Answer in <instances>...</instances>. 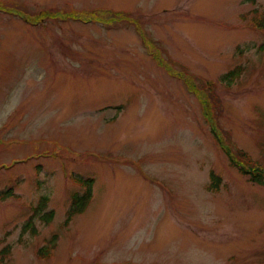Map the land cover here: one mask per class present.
Returning a JSON list of instances; mask_svg holds the SVG:
<instances>
[{"label":"rangeland","instance_id":"1","mask_svg":"<svg viewBox=\"0 0 264 264\" xmlns=\"http://www.w3.org/2000/svg\"><path fill=\"white\" fill-rule=\"evenodd\" d=\"M263 22L264 0H0V264H264V185L182 79L264 166Z\"/></svg>","mask_w":264,"mask_h":264},{"label":"trees","instance_id":"2","mask_svg":"<svg viewBox=\"0 0 264 264\" xmlns=\"http://www.w3.org/2000/svg\"><path fill=\"white\" fill-rule=\"evenodd\" d=\"M89 17H82L83 14L77 15V14H71V18L76 19V20H85V21H95L96 20V15L93 13ZM66 18V17H64ZM264 24V22H263ZM259 27H264L263 25ZM155 59L159 61L161 65H164L162 62V59L155 55L152 54ZM166 67V65H164ZM239 70V69H238ZM238 70H234L232 72H229L226 76L225 79L227 82H232L235 78V76L238 73ZM170 71V70H169ZM182 78V77H181ZM184 79L185 84L191 88V91L195 93L201 100V103L204 107V116L208 122V124L211 125L212 128V134L215 137V140L217 141L218 146L220 149L227 154L231 162L235 167L238 168L241 174L246 176L252 183H256L259 185H264V166L259 165L258 163L252 161L247 155H245L241 150L239 149H233L229 147L226 138L221 136L216 128V115L214 111H216V108H219V103L218 99L215 96H212L213 94V89L209 90H203V89H197V86L193 84V81H190L186 78ZM194 85V86H193ZM205 85H210V82H207ZM193 86V88H192ZM212 88V87H211ZM204 91V93L202 92ZM206 93V96L204 94ZM215 106V108H213ZM212 180H211V188L212 189H218L219 184L221 183V178L216 177L214 174H212ZM76 182H78L80 185H82L85 190L83 194L81 195L80 193H74L72 196V204L71 208L68 211V217L66 220V224H69L72 217L78 214L84 213V211L87 208V205L90 203L92 200V192H93V185H94V180L93 178H87V179H81L76 177ZM2 196V194H0ZM4 197V195L2 196ZM1 197V198H2ZM48 198L47 197H42L41 200L39 201L38 205L34 208V213L31 217V219L24 225L23 231H31L33 234L37 233V230L34 226V218L39 217L44 223H50L53 219L54 213L52 211H46L47 209V204H48ZM56 244V237L52 238L49 241L48 246L42 247L38 251V255L43 257V254L46 256L49 255L50 249L54 247ZM10 247H6L3 249L2 254L3 255H8L10 253Z\"/></svg>","mask_w":264,"mask_h":264}]
</instances>
